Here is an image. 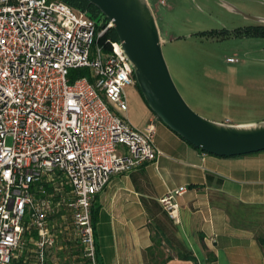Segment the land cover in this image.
<instances>
[{
	"label": "built area",
	"instance_id": "1",
	"mask_svg": "<svg viewBox=\"0 0 264 264\" xmlns=\"http://www.w3.org/2000/svg\"><path fill=\"white\" fill-rule=\"evenodd\" d=\"M111 28L61 0H0V264H97L95 194L159 154L153 124L126 119L135 81L117 40L99 42ZM80 67L90 79H70ZM184 190L158 199L174 222Z\"/></svg>",
	"mask_w": 264,
	"mask_h": 264
},
{
	"label": "crops",
	"instance_id": "2",
	"mask_svg": "<svg viewBox=\"0 0 264 264\" xmlns=\"http://www.w3.org/2000/svg\"><path fill=\"white\" fill-rule=\"evenodd\" d=\"M130 89L125 116L135 128L153 124L159 154L112 174L95 194L91 219L97 263L264 264L257 241L264 243V150L206 153L164 125L138 90ZM179 186L185 190L175 197L174 222L158 199Z\"/></svg>",
	"mask_w": 264,
	"mask_h": 264
},
{
	"label": "rangeland",
	"instance_id": "3",
	"mask_svg": "<svg viewBox=\"0 0 264 264\" xmlns=\"http://www.w3.org/2000/svg\"><path fill=\"white\" fill-rule=\"evenodd\" d=\"M148 2L163 40L161 51L170 77L194 112L214 121L264 117V36L197 34L264 25V0ZM92 18L100 24L99 14ZM90 73L87 67L73 72L75 77L89 79ZM130 88L138 90L125 86L126 99L132 95Z\"/></svg>",
	"mask_w": 264,
	"mask_h": 264
},
{
	"label": "water",
	"instance_id": "4",
	"mask_svg": "<svg viewBox=\"0 0 264 264\" xmlns=\"http://www.w3.org/2000/svg\"><path fill=\"white\" fill-rule=\"evenodd\" d=\"M86 1L97 9L101 20L111 23L143 101L164 125L209 154L233 156L264 150V119L214 121L185 103L162 56L163 40L148 0Z\"/></svg>",
	"mask_w": 264,
	"mask_h": 264
},
{
	"label": "trees",
	"instance_id": "5",
	"mask_svg": "<svg viewBox=\"0 0 264 264\" xmlns=\"http://www.w3.org/2000/svg\"><path fill=\"white\" fill-rule=\"evenodd\" d=\"M61 1L67 3L68 5L76 8V9L84 10L87 13L89 12L90 13V15H89L90 17H93L94 15L98 14L97 9L94 6H92L91 4H89L86 0H61ZM197 34L204 35V36H210V37L220 36L221 35L220 38H222L224 36H227V35H231V34L232 35H236V36L237 35L238 36H264V25H251V26H246V27H243V28H237V29H234V30L222 29L219 32H216V31H213V30L200 31V32H197ZM105 37H108V38H111V39H115L116 38L115 33H114L112 28L109 29L103 36H101L99 38V42H102L103 38H105ZM75 70H79V68H75V69L72 68V69L69 70L68 76L70 77V79H73L75 77V75L73 74V72ZM135 86H136V84H135ZM136 88H137V86H136ZM140 96H141V94H140ZM257 241H258V244H259V246L261 248L263 257H264V243L262 241V238L258 237ZM146 251H147L148 255H150V256L153 254L151 249H148ZM163 262H164V260L161 261L159 264H162Z\"/></svg>",
	"mask_w": 264,
	"mask_h": 264
}]
</instances>
